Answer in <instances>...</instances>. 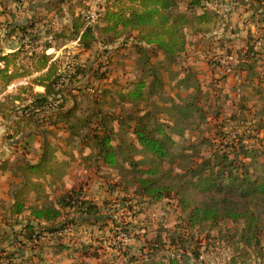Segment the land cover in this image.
Returning <instances> with one entry per match:
<instances>
[{"label": "trees", "instance_id": "1", "mask_svg": "<svg viewBox=\"0 0 264 264\" xmlns=\"http://www.w3.org/2000/svg\"><path fill=\"white\" fill-rule=\"evenodd\" d=\"M22 1L13 0V3L17 5ZM210 1L96 0L94 7L86 11H77L68 2L67 19L54 32V38L62 39L64 44L72 41L76 44L64 48L58 56L46 53L50 44L41 50L34 48L35 22L15 21L7 27L5 33L16 38L17 44L8 51H0V118L8 122L4 139L19 143L44 123L68 130L71 135L81 123L86 130L79 136L80 142L89 149L87 157L91 162L110 168L125 164L128 168L121 169L118 178L107 184L109 194L119 192L113 202L115 210L132 211L129 213L135 216L139 212L133 210L138 203L136 199L149 202L167 199L176 201L179 213L173 228L149 230L139 226L144 232L137 246L131 228L134 222L115 221L109 210L110 201L97 203L85 199L84 187L73 186L53 201L42 199V182L32 180L31 175L39 179L48 177L46 181L50 178L48 182L53 183L61 177L66 164L64 159L60 162L58 142L52 146L44 132H40L38 160L35 163L23 161L22 186L12 189V201L1 215L6 225L0 227L1 231L17 246L9 251L0 248V264H15L13 259L21 257L25 246L40 249L45 244L52 245L58 254L67 255L69 251L77 254L78 260L72 264H84L86 259L98 261V264H183L187 251L198 258L202 238L226 221L232 222L235 232L238 231V244L234 248L238 256L232 258L231 264H240L251 256L250 253L261 251L264 160L260 158L264 157V104L252 113L253 134L247 130L239 134H220L215 143L210 144L208 154L179 165L177 171L172 167L176 142L170 120H183L202 114V110L192 98L164 97L161 76L149 65L148 52H160L166 58H175L185 52L186 28L193 27V34L203 31V25L211 19ZM248 1L246 3L260 15L264 12V0ZM259 21L255 33L249 32L245 45L235 52L232 65V71L243 77L244 86L255 93L264 87V16H260ZM129 40L147 65L149 79H138L132 87L104 90L95 86L92 92L84 91L80 85L92 77L100 83L107 77L108 67L101 70L104 63L100 60L95 66L82 62L83 54L93 51L97 45L101 48V56L109 60L110 48L117 44L126 46ZM21 79L25 82L7 89ZM186 79H181L179 84L187 86ZM99 91L113 94L119 103L130 107L125 110L121 106L118 113L103 110L98 106L103 98ZM78 94L90 95L93 102V111L83 117L76 115L74 97ZM69 101L72 103L68 105ZM116 126L131 134L137 146L123 140ZM23 147H26L25 142ZM133 152L140 158L135 159ZM106 223L109 237L91 235L88 241L75 247L63 242L67 232L82 233L79 229L83 225L103 229ZM16 225L20 228L15 229ZM166 245L173 247L176 253L171 257L157 256Z\"/></svg>", "mask_w": 264, "mask_h": 264}, {"label": "rangeland", "instance_id": "2", "mask_svg": "<svg viewBox=\"0 0 264 264\" xmlns=\"http://www.w3.org/2000/svg\"><path fill=\"white\" fill-rule=\"evenodd\" d=\"M96 0H23L22 3L14 4L13 0H0V51L16 46V38L9 37L5 32L7 27L12 23L26 21L35 22L34 33L36 41L34 48L41 50L46 44L51 47L46 50V53L58 56L64 52V48H72L76 42H66L62 39H55L54 32L58 30L61 22L67 19L65 14L68 2H71L77 11L83 9L86 11L90 6L94 7ZM243 2V3H242ZM248 0H211L208 3V9L211 14V19L208 24L203 25V31H198L197 34L193 31V27L186 28L187 48L185 52L179 54L175 58H166L162 53L158 52L149 54V65L154 67L160 74L163 81L164 97H172L176 100H188L192 98L201 107L202 114H196L192 117L170 120L174 126L172 135L176 142L173 149L175 163L172 165L175 170L179 171V165H185L186 162L196 160L202 155L208 154L210 144L215 143L220 134H238L244 130L251 132L252 113L259 110L264 104V87L259 93H255L250 87L244 86L243 77L238 72H227L224 67L219 64V59L224 60L226 53H231L232 59H226L223 64L234 65L235 52L246 43L247 34L255 33L256 22H260V16H264V12L260 15L259 11L251 8ZM16 5V6H15ZM12 12V13H11ZM64 44V45H63ZM117 46V47H116ZM110 48L109 60L105 56H101V48L96 45L95 49L89 53L83 54L82 62L92 63L97 65L98 61L104 63L101 70H107V77L103 81H99L92 77L89 81H85L80 87L86 92H92L95 86L99 88L111 89L113 87H132L133 82L138 79L148 80V72L143 64L142 57L136 52L133 46V41L129 40L126 46L117 44ZM97 48V49H96ZM109 50V49H106ZM99 53V54H98ZM103 55V54H102ZM107 55V54H104ZM215 58V59H214ZM186 79V85L179 84L180 80ZM21 82L17 80L16 83ZM103 98L100 106L103 110L109 112H120L121 106L127 110L130 105L121 104L113 96L102 93ZM74 102L77 105L76 115L86 116L93 110V102L90 95H76ZM72 103L69 101L67 104ZM159 103H161L159 101ZM164 115H162L163 117ZM8 124L6 120L0 118V167L9 166L12 159L17 155V160L14 161L16 169L21 171L23 161L36 162L37 155L41 152L40 146L42 137L40 132H44L46 140L55 146V141L58 142L59 159H64L69 172L62 174L58 183L46 186L43 189L42 199L55 200L57 196L70 185L80 186L83 188V196H87L93 202L101 203L103 200L110 201L111 213L115 221L124 224L126 221H132V234L134 243L139 246L143 227L146 229H154L158 227L173 228L177 222L179 207L175 200L168 201L163 199L159 202L141 201L136 199L137 204L133 210H139L135 216H132V211H123V209L115 210L113 204L114 198L119 195V192H108V182L116 180L122 170L128 168L122 165L121 167L110 168L102 164L91 162L87 157L89 149L80 142V135L86 130V127L78 123L75 132L69 135L68 130H63L60 127H53L44 123L35 127V133L29 137L23 138L19 143L15 141H6L4 139V128ZM116 130L121 135L123 140L135 143L134 138L129 133H124L118 126ZM261 136V133L260 135ZM23 142L26 147H23ZM212 142V143H211ZM258 143V142H257ZM57 146V148H58ZM137 146V145H136ZM257 146V145H255ZM260 150L262 148L260 147ZM28 152V153H27ZM63 152H67L64 155ZM9 156L4 157L6 154ZM23 154V155H22ZM25 154V155H24ZM27 154V155H26ZM61 154V155H60ZM135 159L140 158L137 152H133ZM4 159V162H2ZM264 157L260 158L263 161ZM167 166V165H166ZM169 167V165H168ZM5 171V174L12 179L11 172ZM23 172V171H22ZM32 178L40 182L41 179L37 175H31ZM34 180V181H35ZM46 181V178L42 179ZM49 180H51L49 178ZM44 185V184H43ZM121 196V194H120ZM4 208H0V220ZM109 214V213H108ZM120 220V221H119ZM110 222V221H109ZM127 223L125 224V226ZM103 229L98 226H82L80 232L76 235L67 232L63 242L68 246H79L80 242L89 240V237L102 236L109 237L107 223L102 225ZM141 226L140 228H138ZM147 232V231H146ZM237 233L233 223L230 221L223 222L219 228L209 232L208 237H203L199 245V257H193L192 251H187L183 264H231L232 258H237V251L234 250L238 244ZM203 235V234H202ZM120 238V237H119ZM128 241V239H125ZM47 245V246H46ZM240 245V244H239ZM44 249H35L37 255L31 264H72L78 260L77 254H68L71 259L63 258L54 261L50 251L47 249L48 244L43 245ZM261 251L250 253V257L240 264H264V237L261 240ZM134 252L139 256L137 250ZM176 252L173 247L166 245L163 249L157 252V256L164 254L165 256H173ZM256 253V254H255ZM259 254L262 255L259 256ZM65 257V258H64ZM85 264H98L95 260H85Z\"/></svg>", "mask_w": 264, "mask_h": 264}, {"label": "crops", "instance_id": "3", "mask_svg": "<svg viewBox=\"0 0 264 264\" xmlns=\"http://www.w3.org/2000/svg\"><path fill=\"white\" fill-rule=\"evenodd\" d=\"M7 51L10 50V49H6ZM11 89V88H10ZM9 89V90H10ZM35 89L37 90H41L40 87H35ZM28 153V152H27ZM40 153V152H39ZM17 155H14L15 157L12 159V162H10L9 166H6L7 164H5L4 166L0 167V208H4V211L6 209V205H8V203H10L12 201V189H18L22 186V175H21V171H19V169H16L15 166H14V161L17 160ZM23 155V154H22ZM25 155V154H24ZM27 155V154H26ZM39 155V154H38ZM37 155V157H38ZM9 156V154L7 153L4 157H7ZM38 160V159H37ZM4 162V159L3 161ZM30 162V161H29ZM31 163H35V162H31ZM5 171H7L8 173L11 172V176H12V179L10 180V174L9 176L7 174H5ZM69 170H68V167H65V170L63 171V174H66L68 173ZM6 172V173H7ZM62 176V175H61ZM48 177H46L47 179ZM58 178L60 177H57L55 179V182L58 183V181H60ZM62 178V177H61ZM32 180H35L34 178L31 177ZM42 181V185H43V188L49 184V185H52L54 184L53 183H50L48 181ZM46 184V185H45ZM74 185H70L69 187H66L64 191L66 190H69L70 188H72ZM29 192V191H28ZM31 192V191H30ZM29 192V193H30ZM63 192V191H62ZM32 195V193H30ZM43 196V194H42ZM34 197V196H33ZM85 199H89L87 196L84 197ZM90 200V199H89ZM20 218V217H19ZM0 227H6L5 224H3V221L2 219L0 220ZM20 228V225H16L15 226V229H18ZM9 231V230H8ZM52 243V242H51ZM50 245V244H48ZM17 245H14L11 243V241H9L8 239H6V236L3 234V232L1 231L0 229V248H5L6 251H9V250H13ZM47 246V245H46ZM44 246H42L40 249H43ZM46 247H44L45 249ZM47 249L50 251L51 249V257L54 261H57L58 259H61L63 258L62 256H65L66 259L68 260L71 259V257L69 256H66V255H62V254H58V253H55L53 250H54V247L52 245L48 246ZM22 255L21 257H15L13 259V262H15V264H31L32 263V260H34L35 256L37 255V252L36 250L33 248H29L28 246H25L22 248ZM35 255V256H33ZM64 257V258H65ZM88 260V259H86ZM89 260H92V259H89ZM69 261V260H68ZM70 264V263H69ZM85 264V262H84Z\"/></svg>", "mask_w": 264, "mask_h": 264}, {"label": "built area", "instance_id": "4", "mask_svg": "<svg viewBox=\"0 0 264 264\" xmlns=\"http://www.w3.org/2000/svg\"><path fill=\"white\" fill-rule=\"evenodd\" d=\"M94 16V13H92L91 14V18ZM75 42V41H74ZM226 58L224 59V60H226V59H232L233 60V56L232 55H227V56H225ZM224 60H221V59H219V63H220V65H221V67H224L225 69H226V71L227 72H231L232 71V66L230 65V64H228V66H227V64H223V61ZM17 82V81H16ZM12 83V84H10L9 86H8V88L7 89H10V88H13L15 85H17V84H21V83H24L25 82V79H21V82H19V83Z\"/></svg>", "mask_w": 264, "mask_h": 264}]
</instances>
